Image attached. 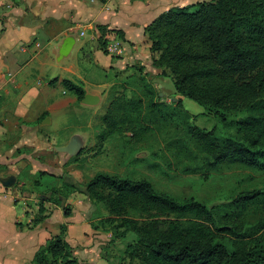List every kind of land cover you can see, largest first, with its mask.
<instances>
[{"label":"trees","instance_id":"1","mask_svg":"<svg viewBox=\"0 0 264 264\" xmlns=\"http://www.w3.org/2000/svg\"><path fill=\"white\" fill-rule=\"evenodd\" d=\"M99 30L104 33L102 27ZM144 31L150 41L151 67L158 70L157 76L165 75L166 69L176 92L212 107L221 120L227 113L244 112L232 121L241 141L218 139L212 130L188 127L212 163L227 161L264 169V0H205L169 8ZM105 41L99 38L103 52ZM137 80L143 81L142 76ZM60 84L76 102L82 100L85 92L80 83L63 78ZM108 95L100 116L103 128L96 134L99 142L122 131L143 132L141 122L157 117L185 119L178 107L155 102L149 88L145 100L122 92ZM44 175V171L37 172L32 181L36 188L42 187ZM44 188L38 192L62 207L65 216L69 208L64 201L70 192L101 204L107 213L102 221L113 225V238L122 239L127 233L135 236L124 251L142 264H264V215L247 222L250 208L264 206L260 191H242L228 204L213 208L192 197L179 199L158 192L144 178L132 180L106 172H95L83 184L63 181ZM59 230L34 251L32 262L88 264L71 255L64 224Z\"/></svg>","mask_w":264,"mask_h":264},{"label":"crops","instance_id":"2","mask_svg":"<svg viewBox=\"0 0 264 264\" xmlns=\"http://www.w3.org/2000/svg\"><path fill=\"white\" fill-rule=\"evenodd\" d=\"M199 1L205 0H0V264H35L34 251L59 234L60 224L65 225L63 236L74 258L88 264H112L109 254L115 239L99 223L107 215L97 211V204L82 193L70 192L64 201L69 208L65 216L62 207L38 192L45 189L47 177L60 176L46 170L48 161L39 163L34 158L38 150L49 152V133L40 121L54 103L45 85L59 84L65 78L80 83L84 95L99 103L102 98L97 94L111 86L112 80L155 73L144 28L169 8ZM110 36L123 42L124 56L113 58L101 50L99 38ZM67 40L68 48L62 52ZM73 48L75 59L58 66L60 73L51 80L43 79L44 66L53 67L48 51L55 55L58 51L59 60ZM82 58L89 61V80L87 74L78 72ZM62 89L61 94L67 92ZM72 96L68 102L73 104ZM43 112L46 115L41 118ZM39 117V122H27ZM21 148L29 151L22 155ZM66 159L59 156L57 165ZM39 171L45 175L42 187L36 188L32 181ZM89 175L75 182L83 184L93 173ZM63 181L57 178L49 186Z\"/></svg>","mask_w":264,"mask_h":264},{"label":"rangeland","instance_id":"3","mask_svg":"<svg viewBox=\"0 0 264 264\" xmlns=\"http://www.w3.org/2000/svg\"><path fill=\"white\" fill-rule=\"evenodd\" d=\"M75 55L73 48L67 56L58 60V51L56 55L51 50L48 51V61L53 67L44 66L43 76L45 74L46 76L43 79L51 80L60 73L57 67L73 61ZM80 61L84 64L82 67L79 66L78 72L87 74L86 80H89L87 66L89 61L86 58ZM153 71L155 73L149 71L142 75L143 81H138L136 75L127 77L125 80H112L111 86L103 88L97 94L102 100L93 104L81 103V101L69 103L73 96L68 91L61 94L63 89L60 83L45 85L47 89L45 91L54 103L45 119L40 121V124L43 121L47 122L41 125H44L43 129L49 133L50 142L47 145L49 152L38 150L37 157L34 158L39 163L43 160L48 161L50 164L46 166V170L56 172L60 176L47 177L44 186L56 184L57 178L72 182L75 178L82 180L95 172H106L132 180L144 178L158 192L179 199L192 197L213 208L228 204L242 191L264 193V169L250 168L227 161L212 163V158L202 151L199 143L188 132V127L193 126L203 131L212 130L213 135L218 139L229 138L241 141L232 126V121L242 118L244 112L227 113L221 120L212 107L199 105L176 92L172 76L166 69L163 76H157L158 70L153 69ZM96 76L99 77L97 71ZM147 88L154 92L152 98L155 102L178 107V111L185 114V119L177 118L175 115L163 119L157 117L153 122H141L145 127L143 132L135 129L137 134L131 135L130 132L122 131L99 142L96 134L103 128L100 116L109 100L108 93L122 92L128 97H141L145 100ZM88 89L86 87V90ZM176 102H179L178 106ZM35 104L33 109L38 107V104L36 106ZM174 114L177 112L174 111ZM39 120L40 117L35 121L27 122H39ZM18 122H25V120ZM72 134H77L84 140L78 154L68 157L63 152L51 153V146L65 144ZM28 151L29 149L26 148L18 150L22 155L27 154ZM59 156L67 158L60 166L57 165ZM97 206L100 214L107 215L101 204ZM263 215L264 206H254L249 209L247 222L250 224ZM102 218L101 221L104 220ZM102 222V228L108 227L114 236L113 225ZM114 239L109 254L112 264H142L138 258L129 257V253L124 251L127 243L132 245L135 242L136 238L132 233H127L122 239Z\"/></svg>","mask_w":264,"mask_h":264},{"label":"water","instance_id":"4","mask_svg":"<svg viewBox=\"0 0 264 264\" xmlns=\"http://www.w3.org/2000/svg\"><path fill=\"white\" fill-rule=\"evenodd\" d=\"M69 45V41L67 40L64 44L63 47L61 49L62 52L66 51ZM82 101L84 102H89V103H93L95 102V98L85 94L82 98ZM45 119V118H44ZM47 120V119H46ZM47 122H41V124H45ZM83 145V139L82 137H80L77 134H72L67 142L63 145H54L51 147V150L56 151V152H63L65 153L67 156L71 157L74 156L76 154L79 153L81 147Z\"/></svg>","mask_w":264,"mask_h":264},{"label":"built area","instance_id":"5","mask_svg":"<svg viewBox=\"0 0 264 264\" xmlns=\"http://www.w3.org/2000/svg\"><path fill=\"white\" fill-rule=\"evenodd\" d=\"M103 49L108 56L113 58L122 57L126 53V47L117 36L107 37Z\"/></svg>","mask_w":264,"mask_h":264},{"label":"flooded vegetation","instance_id":"6","mask_svg":"<svg viewBox=\"0 0 264 264\" xmlns=\"http://www.w3.org/2000/svg\"><path fill=\"white\" fill-rule=\"evenodd\" d=\"M83 143H84V141H83ZM83 146V145H82Z\"/></svg>","mask_w":264,"mask_h":264}]
</instances>
